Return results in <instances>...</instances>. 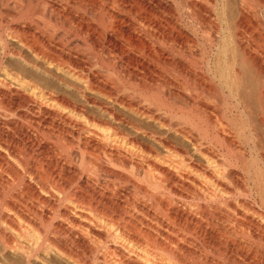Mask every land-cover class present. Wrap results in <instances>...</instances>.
I'll return each instance as SVG.
<instances>
[{
    "label": "bare ground",
    "instance_id": "obj_1",
    "mask_svg": "<svg viewBox=\"0 0 264 264\" xmlns=\"http://www.w3.org/2000/svg\"><path fill=\"white\" fill-rule=\"evenodd\" d=\"M0 255L264 264V0H0Z\"/></svg>",
    "mask_w": 264,
    "mask_h": 264
},
{
    "label": "rangeland",
    "instance_id": "obj_2",
    "mask_svg": "<svg viewBox=\"0 0 264 264\" xmlns=\"http://www.w3.org/2000/svg\"><path fill=\"white\" fill-rule=\"evenodd\" d=\"M21 169H22V167L21 166H19ZM57 220H60V218H57ZM7 255V254H6ZM4 256V257H3ZM0 257L2 258V260H8V258H10V257H13V255L11 256H9L8 255V258H7V256H5V255H0ZM11 259V258H10ZM14 260H15V257H13L12 258V260H10V261H6V262H9L10 264H11V262H12V264H15L16 263V261H17V259H16V261L14 262Z\"/></svg>",
    "mask_w": 264,
    "mask_h": 264
}]
</instances>
